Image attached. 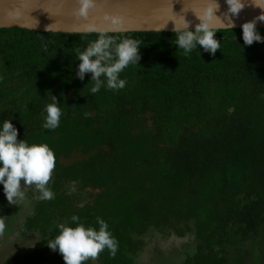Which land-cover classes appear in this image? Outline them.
<instances>
[{
    "label": "trees",
    "instance_id": "1",
    "mask_svg": "<svg viewBox=\"0 0 264 264\" xmlns=\"http://www.w3.org/2000/svg\"><path fill=\"white\" fill-rule=\"evenodd\" d=\"M220 31L214 56L202 47L185 56L174 32L111 34L140 40L141 59L120 74L125 88L92 94L91 74L76 76V49L97 34L0 29V125L12 119L18 141L56 156L55 198L37 199L28 231L47 243L60 224L76 226L73 215L97 230L103 219L118 251L105 249L96 264H136L149 230L193 236L164 264H246L250 246L253 264L264 263V43ZM52 96L63 112L54 131L42 115ZM70 186L90 199L77 204ZM7 205L0 185V213ZM2 264L65 262L43 247Z\"/></svg>",
    "mask_w": 264,
    "mask_h": 264
},
{
    "label": "clouds",
    "instance_id": "2",
    "mask_svg": "<svg viewBox=\"0 0 264 264\" xmlns=\"http://www.w3.org/2000/svg\"><path fill=\"white\" fill-rule=\"evenodd\" d=\"M252 6L264 10V0H247ZM228 5L223 19L217 16L220 11L218 0H207L199 13L194 12L199 19L194 31L190 30L191 21L181 16L170 18L159 31L166 28L169 21L174 24L173 32L176 33V44L182 49L185 56L190 55L194 49L202 47L204 52L215 55L220 50V40L216 34L221 28L235 27L233 17H238L247 6L246 0H225ZM78 7L73 15L78 19L88 20L90 11L97 7V0H77ZM103 20L108 27H100L95 24L85 26V32H95L97 39L88 43L83 50L76 49V60L79 61L76 76L84 80L86 74H91L94 86L90 89L92 94L100 91L102 87L119 91L125 88L127 81L121 78V73L131 64L138 65L141 41L130 38H116L110 33L121 31L123 18L118 15L105 13ZM224 20L228 23L225 24ZM264 21V11L253 20L242 24V39L245 45L254 42L264 43L257 29V22ZM49 25L46 31L52 30ZM36 26V25H35ZM46 113V115H44ZM43 127L45 130L54 131L60 126L63 115L62 108L55 96L52 102L45 106ZM87 115V113L85 114ZM18 129L12 123V119H6L0 125V185L9 204H16L25 197L23 185L34 186L38 195L36 199L41 201L52 200L55 193L48 187L52 173L56 167V156L47 144H31L25 140L18 141ZM71 222L75 227L59 225V235L47 241L48 247L58 251L65 264H86L89 260H96L105 249L115 257L118 251V241L109 230V224L98 219L99 229L86 227L80 223V217L73 215ZM6 229V223L0 216V233Z\"/></svg>",
    "mask_w": 264,
    "mask_h": 264
},
{
    "label": "water",
    "instance_id": "3",
    "mask_svg": "<svg viewBox=\"0 0 264 264\" xmlns=\"http://www.w3.org/2000/svg\"><path fill=\"white\" fill-rule=\"evenodd\" d=\"M207 0H97V7L90 11L88 20L78 19L73 11L78 7L77 0H0V29L21 28L37 32H47L52 25V33L96 34L85 32V26L95 24L108 27L103 20L105 13L123 18L121 31L110 34L138 32H173L174 24L169 21L166 28L159 31L170 18H184L191 21L190 30L195 29L200 21L194 14L199 13ZM220 11L216 13L223 19L228 5L225 0H218ZM247 6L238 17H233L235 27L242 29V24L259 16L262 9ZM194 11V12H193ZM227 24L228 21L224 20ZM36 25V26H35ZM257 28H264V21L257 22ZM230 27L220 30H230Z\"/></svg>",
    "mask_w": 264,
    "mask_h": 264
},
{
    "label": "rangeland",
    "instance_id": "4",
    "mask_svg": "<svg viewBox=\"0 0 264 264\" xmlns=\"http://www.w3.org/2000/svg\"><path fill=\"white\" fill-rule=\"evenodd\" d=\"M77 159H80V156H73L66 162H72ZM22 190L25 193L24 199L14 205L9 204L7 201V211L0 213L6 223L5 231L0 233V264L12 255L30 253L43 247L49 248L47 243H43V237L39 231H28L26 229L25 221L33 215L37 199L34 198L27 185H23V183ZM68 190L72 193L77 204H83L90 199L89 191L79 193L74 186H70ZM192 238L193 236L191 235L180 238L174 233L149 230L141 236L144 244L136 256V264H164V261L171 257V253L179 254L181 251H186L187 246L192 242ZM257 245L258 250L261 251L264 246V238ZM247 250L250 253V257L245 260V263L253 264V247L250 246ZM230 254L228 258L232 262L233 255L232 253ZM262 259H264V250ZM233 263L237 264L235 261ZM88 264H96V262L92 260Z\"/></svg>",
    "mask_w": 264,
    "mask_h": 264
}]
</instances>
